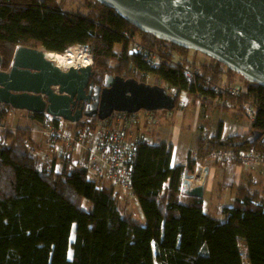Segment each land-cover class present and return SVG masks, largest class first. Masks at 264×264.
I'll return each instance as SVG.
<instances>
[{"label":"trees","instance_id":"1","mask_svg":"<svg viewBox=\"0 0 264 264\" xmlns=\"http://www.w3.org/2000/svg\"><path fill=\"white\" fill-rule=\"evenodd\" d=\"M84 4L87 13L63 11L59 0H0L2 69L10 68L19 45L64 53L75 44H92L96 83H103L106 74L144 82L153 76L158 80L154 83L170 93L175 90V108L186 107L180 102L186 93L193 105L234 108L238 118L251 120L243 136H200L199 159H209L218 149L264 151L261 140L246 142L252 131L264 134L263 84L241 74L244 88L226 85L225 74L240 73L213 57L204 62L190 58V48L141 30L100 0ZM131 37L160 53L159 69H150L130 52ZM188 65L197 70L191 81L185 73ZM141 72L147 75L140 77ZM11 108L0 103V264H244L239 239L246 242L250 264H264V193L257 183L224 185L235 197L223 209L225 221L205 209L203 198L187 194L182 188L185 171L193 173L196 161L173 166L172 144L144 139L168 110L145 112L143 121L124 120L133 135L140 133L144 139L133 152L132 184L126 193L113 179L90 176L88 167L76 163V153V161H67L61 171L52 151L45 153L51 164L44 162L33 151L40 145L33 142L30 127L6 125ZM250 108L256 110L254 121ZM30 115L38 121L46 117ZM112 116L75 124L97 131L103 125L116 126ZM132 201L138 202L141 217L131 208Z\"/></svg>","mask_w":264,"mask_h":264},{"label":"water","instance_id":"2","mask_svg":"<svg viewBox=\"0 0 264 264\" xmlns=\"http://www.w3.org/2000/svg\"><path fill=\"white\" fill-rule=\"evenodd\" d=\"M141 30L205 53L253 82L264 85V0H100ZM44 48L19 45L9 69H2L0 103L48 113L76 123L106 120L115 112L172 111L176 94L157 83L106 74L92 79L93 66H60ZM57 88V91H56ZM78 101L83 106L74 111ZM264 142L252 131L248 143ZM240 142L238 145H244ZM185 171L183 190L203 198L204 184L192 185Z\"/></svg>","mask_w":264,"mask_h":264},{"label":"built area","instance_id":"3","mask_svg":"<svg viewBox=\"0 0 264 264\" xmlns=\"http://www.w3.org/2000/svg\"><path fill=\"white\" fill-rule=\"evenodd\" d=\"M128 37L130 38L129 33ZM129 40L130 52L134 56L141 57L142 60L146 62L149 68L152 70H157L161 67L162 58L160 53L148 48L137 38L135 39L131 37V39ZM66 52H72L73 54L78 53L82 55V57L78 55L76 58L72 55V57H74L73 60H75L76 62L75 67L94 65L92 44H75L69 47ZM171 64L176 65L177 62H172ZM185 73L187 79L191 81L197 73V70L194 68V66L188 65L185 67ZM140 75L144 77L147 74H145V72H141ZM225 89L223 88V90L221 91L225 92ZM218 94L220 95V90ZM217 99H219V96L217 97ZM249 111L252 121H254L256 110L255 108H250ZM145 112L147 113L149 111ZM160 112L164 111L161 110ZM118 113L121 115V117H125V120L129 118V120H133L138 117L137 115L139 114V112L134 114L125 112ZM44 114L46 117L43 121V132L46 136V143L51 148L59 144H61L63 147H66L65 150L63 149L61 154V159L64 162H67L74 158V154L78 151L79 156L76 163L80 167L86 166L98 176L104 175L109 179H113L115 182L121 184L123 191H127L131 188L133 171L131 159L133 156V152L136 150L137 143L143 141V138L138 135H133L132 132L129 131L131 130V128H129L128 126L122 125L123 127H110L107 125H103L97 131H95V134L93 133L91 136L86 135V137H88V140L85 141V131L83 129H76V132H74V134L67 133L62 129V125L63 123L67 124L70 121H67L60 116H54L48 113ZM38 153L41 154L40 151ZM43 156L44 162L50 165L52 158L47 154H44ZM210 160L217 162L235 163L239 165L264 163V151L255 148L249 150L218 149L212 153ZM200 168L203 169L204 167L199 166L196 169L197 172L194 174L192 182L200 179V175L198 173ZM195 175L197 176V178H195Z\"/></svg>","mask_w":264,"mask_h":264},{"label":"rangeland","instance_id":"4","mask_svg":"<svg viewBox=\"0 0 264 264\" xmlns=\"http://www.w3.org/2000/svg\"><path fill=\"white\" fill-rule=\"evenodd\" d=\"M59 3L61 6V9L63 11H77V12H81V13H87L89 10L88 7H86L84 4V0H59ZM119 49H120V47H117V50H119ZM189 56H190V58H192L198 62H204V61H211L212 60L211 56H209L205 53H202L200 51L194 50V49L193 50L191 49ZM140 77H142V76H140ZM147 81L149 83H152V84H155L154 82H158V80L155 79V77H153V76L152 77L150 76ZM223 82H224V84L229 85L231 87H234L236 89V88L243 86V77L241 76V74H238V73L232 74L230 76H228V74H225L223 76ZM244 87H245V85L242 88H244ZM173 93H175V90H173ZM186 101H188V103H186V105H185L186 107L184 109L175 108V110H173V111H167V113L162 117L161 123L156 124L155 126H153L148 131L147 134H149V136L152 140H155L158 142L164 140L166 135H167L166 134L167 129L171 125H173V123H175L176 127H178L179 129H182L183 133L188 135V138H187L188 143H190L191 145L196 144V146H197L194 135L198 134L200 132V129H199L200 124H204L206 122L209 123L211 121L216 122V124H217V121L225 120L228 123L227 134H230L231 132L234 131V128H235V127L233 128V124H232L233 121L241 119V128H242V125L244 124L243 119L246 122L248 121L247 117L238 118L235 115L236 109H234V108L222 109L220 107L218 108L217 106H214L211 104L206 105V106L204 105V107H203V106H201L200 102H197L196 105H193L192 99L190 98V96L188 94L186 95ZM249 104H250V102H249ZM162 111H165V110H162ZM29 112L30 111L25 110V109L11 108V110L9 111V114H8V118L6 120V125L11 127V128H16L17 126L30 127L33 130V133L31 135L33 142L35 144L40 145L38 150H33V151H35L37 155L39 154L42 156L45 153L50 154V148L47 146L48 144L46 143V139L44 137L45 134L43 132V130H44L43 121H38V120L34 119L30 115V113H32V112H30V113ZM144 113H145L144 110L139 112V114L137 115L138 117H140L139 120L143 121L142 117H143ZM113 115L114 116H112V120H113L112 122L114 124H116L117 127H120L122 125L127 126V125H125V122H124L125 117H123V116L121 117V115L118 112H115ZM87 119L88 118H83V121H85ZM80 128L81 127L76 126V124L72 123V122H68L67 124L63 123V125H62V129L65 132L70 133V134H74V132H76V129H80ZM172 128L173 127H171V129ZM142 130H144V127L142 128ZM84 131H85L84 132V140L85 141L88 140V137H86V135L91 136L93 133L94 134L96 133L95 131H87V130H84ZM134 131H135V127H134ZM233 133H235V131ZM138 135H140V133H138ZM229 136H232V135H229ZM185 140L186 139L184 138V142H183L184 146H185ZM59 145H60V147H62L61 144H59ZM31 149H32V147H31ZM182 150H183V146H182ZM39 151L40 152L42 151L41 154L38 153ZM52 154H55V153L52 152ZM76 155L79 156L78 151L76 152ZM74 159L76 161V158H74ZM205 161H207V163L217 162V161H211L210 158L205 160ZM196 172L197 171L195 169V171L192 174L194 175ZM198 173L200 175V179L192 182V178H191L192 185H198L200 183L205 182L204 168L203 169L200 168ZM90 176H94L93 172H90ZM195 178H197L196 175H195ZM232 184L236 185V184H238V182H235ZM224 192H225L224 197L228 198L226 202L229 201V204L231 206L233 204L234 199H235L234 193L230 190V187H228V188L226 187ZM123 193H125V192H123ZM126 193H128V190L126 191ZM232 198H234V199H232ZM122 199H124V196H122ZM208 205L209 206L206 208L207 211L214 212L213 214H215V216L218 219H220L221 221H225L226 215L222 209H218V202L217 201H215L213 204L209 203ZM131 208L134 209L133 211H135L139 217H141V211H140V207H139V204L137 201H135L134 203H133V201L131 202ZM71 237L73 240L74 232L72 233ZM239 245H240L241 252H242L243 263L244 264H250L248 253H247V247L244 246L245 244H244V242L241 241V239H239Z\"/></svg>","mask_w":264,"mask_h":264},{"label":"crops","instance_id":"5","mask_svg":"<svg viewBox=\"0 0 264 264\" xmlns=\"http://www.w3.org/2000/svg\"><path fill=\"white\" fill-rule=\"evenodd\" d=\"M186 95V93H182L180 95V102L184 104V106L186 105V103H188V101H186ZM243 122L244 124L241 128V119L233 121L232 124L233 128L235 127V133H233V131L230 134H227L228 123L225 120L217 121V124L213 121L200 124V132L194 135L195 141L197 143V140L200 136L211 137L215 136L219 132L221 133V136L223 138L229 135H246L250 131V120L248 118V121L246 122L243 119ZM171 127L173 128L171 129ZM166 134L167 135L165 139L160 142L152 140L149 134H145L144 139L153 144H159L161 142L172 144L174 147V153L171 164L173 166L179 164L186 165L189 159H193L196 161L195 169H197L199 166L204 167L205 183L203 199L205 200V209L209 206V203L213 204L215 201L218 202V209L223 210V208L230 206L229 201L226 202L228 198L224 197V191L226 188L224 185L226 184H232L235 182L257 183L260 190L264 193V163H253L250 165H239L229 162L207 163V161L201 160L197 157L196 144L191 145L190 143H188V135L184 134L182 129H179L178 127H176V125H171L167 129ZM184 138L186 139L185 146L183 145ZM50 151L56 154L55 158H57L58 160L56 168L58 171H61L66 163L61 159L63 147H60V145H56L55 147L50 148ZM241 241L244 242V246H246V242L244 240Z\"/></svg>","mask_w":264,"mask_h":264},{"label":"bare ground","instance_id":"6","mask_svg":"<svg viewBox=\"0 0 264 264\" xmlns=\"http://www.w3.org/2000/svg\"><path fill=\"white\" fill-rule=\"evenodd\" d=\"M72 55L76 58L78 55L80 57H82V55L80 54H73L72 52H64V53H55V52H51L49 53V56L51 58H54L59 64L60 66L65 65V66H75L76 62L75 60H73L74 57H72ZM88 63V62H86ZM85 63V65H86Z\"/></svg>","mask_w":264,"mask_h":264},{"label":"flooded vegetation","instance_id":"7","mask_svg":"<svg viewBox=\"0 0 264 264\" xmlns=\"http://www.w3.org/2000/svg\"><path fill=\"white\" fill-rule=\"evenodd\" d=\"M96 84H100V83H96ZM103 83H101L100 85H102ZM57 91V88H56ZM83 106V101H78L75 106H74V111L80 109Z\"/></svg>","mask_w":264,"mask_h":264},{"label":"clouds","instance_id":"8","mask_svg":"<svg viewBox=\"0 0 264 264\" xmlns=\"http://www.w3.org/2000/svg\"><path fill=\"white\" fill-rule=\"evenodd\" d=\"M192 183V182H191ZM205 183V182H204ZM204 183H200V184H204ZM194 186V185H193Z\"/></svg>","mask_w":264,"mask_h":264}]
</instances>
